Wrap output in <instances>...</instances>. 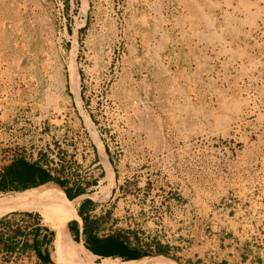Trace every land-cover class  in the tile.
<instances>
[{
  "label": "rangeland",
  "instance_id": "obj_1",
  "mask_svg": "<svg viewBox=\"0 0 264 264\" xmlns=\"http://www.w3.org/2000/svg\"><path fill=\"white\" fill-rule=\"evenodd\" d=\"M22 158L62 187L0 191L21 198L0 221L35 214L57 264L88 256L44 193L63 194L71 239L62 188L98 182L97 233L123 231L136 261L221 254L227 218L264 216V0H0V178Z\"/></svg>",
  "mask_w": 264,
  "mask_h": 264
},
{
  "label": "crops",
  "instance_id": "obj_2",
  "mask_svg": "<svg viewBox=\"0 0 264 264\" xmlns=\"http://www.w3.org/2000/svg\"><path fill=\"white\" fill-rule=\"evenodd\" d=\"M100 183L101 182H98L99 185L90 186L89 188L80 185L66 188L71 190L73 194L75 189H83V193L75 197H80L77 211L76 207H72V200H70L71 204L70 202L69 204L71 209H69L66 214L68 232L72 240L63 227L61 211L64 197L60 192V202L53 215V224L58 237L62 240L66 239L65 245L70 241H72L73 244H83L84 246L87 244L88 236L86 234L85 224L83 226V220L87 217L89 220L95 219L97 212L108 201V199L105 200L104 198H94L93 195L98 194V191L89 192L90 189L100 187ZM79 214L82 215V217ZM11 217L12 216H9L5 220L0 221V257L9 256L12 260L11 263L16 261L17 264L25 260H28L29 264H57L53 255L54 251L52 250L56 233L52 232L50 229H44L40 219L35 214L15 215L13 220H10L12 219ZM227 221L229 226L226 227V232L217 228L218 234L212 236V241L218 236L220 244H224L225 250L221 252V254H223V259L219 261L215 257L216 254H220L218 251L215 252V254L210 252L205 253L203 257H201V255H193V257L196 258H193V264H264V216L260 220H257L258 224H254L253 220L249 218L242 217L240 219L237 216H230L227 218ZM26 223H28V226H24ZM119 231L120 234L112 236L119 237L120 240L128 245V250L137 255V258L133 260L147 257L143 256L148 253L147 250L130 247L126 240L127 238L125 235H122L124 232L121 230ZM97 235L100 238L110 237L101 236L100 233H97ZM72 246L74 247V245ZM82 250L85 253V257L88 255H95L87 250V248H82ZM72 253L78 258L83 257L75 250H73ZM97 257L101 258L98 255ZM184 260L188 262L187 259Z\"/></svg>",
  "mask_w": 264,
  "mask_h": 264
},
{
  "label": "trees",
  "instance_id": "obj_3",
  "mask_svg": "<svg viewBox=\"0 0 264 264\" xmlns=\"http://www.w3.org/2000/svg\"><path fill=\"white\" fill-rule=\"evenodd\" d=\"M47 183H55L62 187L63 182L57 177H55L51 171L44 168L41 165L31 163L25 159H16L8 166L5 173L0 178V191L10 192V191H23L27 189H32ZM66 193V202L69 203L70 200H74L75 197L83 193L82 188L75 189V192L62 188ZM80 215V214H79ZM82 217V215H80ZM83 220V219H82ZM85 224L86 234L88 236V241L85 247L100 256L101 258H120L124 261H129L136 259L137 255L131 253L128 250V245L120 240L117 236H110L107 238H100L97 235L98 222L89 220V218H84L83 226ZM156 251L158 253H165L166 250L161 246V244H156ZM146 253L143 256H148ZM113 264H123L120 262H115Z\"/></svg>",
  "mask_w": 264,
  "mask_h": 264
},
{
  "label": "bare ground",
  "instance_id": "obj_4",
  "mask_svg": "<svg viewBox=\"0 0 264 264\" xmlns=\"http://www.w3.org/2000/svg\"><path fill=\"white\" fill-rule=\"evenodd\" d=\"M104 160H105V162H107L105 156H104ZM107 167H108V172H109V176L111 179L110 182H111L113 180V178H112L113 172H112V169L108 163H107ZM112 183H113V181H112ZM44 194L45 195L43 196L44 197L43 215L48 220L51 217V215L54 214L56 208L58 207L59 202H60V198H59V195H58L59 193H58L57 189L56 190H49V191H47V193H44ZM20 199H21L20 196L18 194H15L12 197L2 199L0 201V204L7 205V204H10L12 202H17ZM37 201H39V199H37ZM79 202H80V197L75 198L72 201V207L74 208L76 205L79 204ZM63 240L66 241V239H63ZM69 256L73 259V262L70 264H109L113 260L119 261L123 264H150V263H152L151 261L148 262L147 260L145 262L136 261V260L124 261V260H120V258L114 259V258H108V257L101 259V261H99V262H96V260H95L96 255H88V257L86 259L78 258L74 254H70ZM168 257H170V256H168ZM170 258L173 261L180 264L179 261H177L175 258H172V257H170ZM157 260H161V258H157ZM111 264H113V263H111Z\"/></svg>",
  "mask_w": 264,
  "mask_h": 264
},
{
  "label": "water",
  "instance_id": "obj_5",
  "mask_svg": "<svg viewBox=\"0 0 264 264\" xmlns=\"http://www.w3.org/2000/svg\"><path fill=\"white\" fill-rule=\"evenodd\" d=\"M163 255H165V254H163ZM167 256V255H166ZM170 257H172V258H175L177 261H179V262H181V259H179V258H176V257H173V256H170ZM182 263V262H181ZM183 264V263H182Z\"/></svg>",
  "mask_w": 264,
  "mask_h": 264
}]
</instances>
